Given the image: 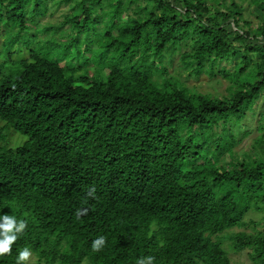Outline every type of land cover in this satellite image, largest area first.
I'll return each mask as SVG.
<instances>
[{
    "label": "trees",
    "instance_id": "obj_1",
    "mask_svg": "<svg viewBox=\"0 0 264 264\" xmlns=\"http://www.w3.org/2000/svg\"><path fill=\"white\" fill-rule=\"evenodd\" d=\"M51 5L69 7L41 25ZM176 58L228 95L186 87ZM263 96L264 0H0V216L27 222L0 264L25 247L33 264H264V132L240 158L233 131Z\"/></svg>",
    "mask_w": 264,
    "mask_h": 264
},
{
    "label": "rangeland",
    "instance_id": "obj_2",
    "mask_svg": "<svg viewBox=\"0 0 264 264\" xmlns=\"http://www.w3.org/2000/svg\"><path fill=\"white\" fill-rule=\"evenodd\" d=\"M68 7L69 5H62L57 8L51 5L48 13L41 19V25H47L48 23L56 25L60 23L63 20L64 13L68 11ZM252 12L254 14L252 15V18H255L256 15L260 14L255 7L252 8ZM68 28L69 27L66 26L62 29H59L57 31V35H53L50 31H46L44 29L42 33L39 34V37H56L60 41H65L66 38L61 36V30H67ZM64 64L65 62H62V65ZM166 65L168 66L170 73L179 78L181 82H183V84L190 89H194L199 93L210 94L218 98L228 95V88L230 84L220 75L216 77H211L205 73L201 74V76L194 75L192 74L191 70L184 67L177 58L173 64L166 63ZM242 124L243 125L240 128H235L233 130L241 140L239 145L235 147V150L240 155V158H242L244 153L252 150L254 141L264 132L262 130V126L264 124V96L257 101L253 111L248 112ZM244 132H248V134L244 135ZM260 218L261 214L256 212H249L244 217L245 221L247 222H250L251 220L258 222ZM246 230L249 232L252 231L250 227ZM234 231H240V229L236 228ZM229 243V240L225 241L224 245L226 249H229ZM229 255L232 260V264H252L248 250H245L241 253H234L231 250ZM34 260V257L31 255L29 264H33Z\"/></svg>",
    "mask_w": 264,
    "mask_h": 264
},
{
    "label": "clouds",
    "instance_id": "obj_3",
    "mask_svg": "<svg viewBox=\"0 0 264 264\" xmlns=\"http://www.w3.org/2000/svg\"><path fill=\"white\" fill-rule=\"evenodd\" d=\"M87 195L95 198V188H91ZM82 214H87V209H78L76 213L77 219H79ZM26 228V220H17L15 216L9 214L0 216V256L11 254L12 245L25 232ZM105 244L106 237L100 236L92 242V250L94 252H99ZM31 255L32 253L29 248H23V250L19 252L16 264H29ZM154 261V256H142L137 260V264H154Z\"/></svg>",
    "mask_w": 264,
    "mask_h": 264
}]
</instances>
